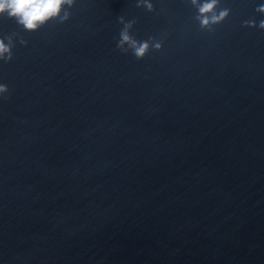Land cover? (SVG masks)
<instances>
[{
  "label": "water",
  "instance_id": "obj_1",
  "mask_svg": "<svg viewBox=\"0 0 264 264\" xmlns=\"http://www.w3.org/2000/svg\"><path fill=\"white\" fill-rule=\"evenodd\" d=\"M203 2L0 16V264H264V0Z\"/></svg>",
  "mask_w": 264,
  "mask_h": 264
},
{
  "label": "clouds",
  "instance_id": "obj_2",
  "mask_svg": "<svg viewBox=\"0 0 264 264\" xmlns=\"http://www.w3.org/2000/svg\"><path fill=\"white\" fill-rule=\"evenodd\" d=\"M75 0H0V16L14 19V21L22 25L24 29L29 31L38 30L49 20L60 17L65 6L71 7ZM195 2V0H194ZM216 4V0H204L199 7L201 14V24L206 26L211 20H218L226 15L221 12L219 17L213 16L209 18L207 13L211 12ZM151 9V4L147 5ZM68 13L64 11L63 19H67ZM264 26V25H262ZM127 45L133 51L137 58L146 55L150 44L148 41H138L134 39L127 31H122L119 47ZM156 47H160L159 44ZM12 48L11 44L6 42L5 38H0V60H11ZM7 91V85L0 83V93Z\"/></svg>",
  "mask_w": 264,
  "mask_h": 264
}]
</instances>
